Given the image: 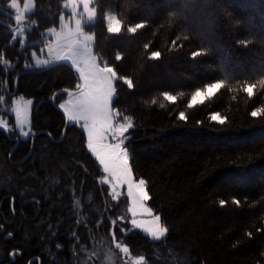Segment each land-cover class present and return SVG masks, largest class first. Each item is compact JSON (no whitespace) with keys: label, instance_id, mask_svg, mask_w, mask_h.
<instances>
[{"label":"trees","instance_id":"1","mask_svg":"<svg viewBox=\"0 0 264 264\" xmlns=\"http://www.w3.org/2000/svg\"><path fill=\"white\" fill-rule=\"evenodd\" d=\"M34 1L21 46L5 13L14 12L0 0V100L9 103L15 88L33 98L31 133L43 130L32 147L12 114L5 112L7 131L0 126V264H78L93 237L110 233L144 264H264V115H250L264 106V89L257 85L251 99L242 90L264 76V0H95L96 18L85 27L93 52L134 81L133 90L116 82L113 107L134 121L130 166L168 228L161 240L121 219L127 198H112L84 130L66 126L59 104L68 93L57 92L77 88V72L66 62L33 65L32 50L64 12V0ZM108 10L123 22L120 33L107 32ZM141 21L143 29L127 32ZM153 50L158 59L148 58ZM218 80L225 88L188 108L192 92Z\"/></svg>","mask_w":264,"mask_h":264},{"label":"snow or ice","instance_id":"2","mask_svg":"<svg viewBox=\"0 0 264 264\" xmlns=\"http://www.w3.org/2000/svg\"><path fill=\"white\" fill-rule=\"evenodd\" d=\"M76 2L84 6L85 13L80 19L75 20V30H68L60 34L56 33L54 29H50L49 32L53 36L59 37L56 45L58 51L53 54V49L49 47V58L43 60L35 59L36 53H32L35 67L40 68L42 65L48 66L66 61L79 74L81 83L76 86L78 91L68 93L73 98L59 104V109L63 110L66 124H75L87 134V148L99 160V164L103 166L104 173L108 174L111 178L113 191L117 187L126 189L130 205L127 211L133 217L130 221L131 226L146 232L153 240H161L166 236L168 229L161 222V217L154 215L153 210L146 206V202L150 200L149 192L146 190V181L143 178L137 181L130 166V156L126 147V140L129 131L134 127V121L130 117L124 116L123 122H118L120 113L112 106L117 93L116 82L120 81L123 85H126L128 90H133L135 87L134 81L128 76L119 75L114 66L106 63L102 64L94 57L91 47L93 36L87 34L81 25L85 19L90 20L94 18L97 9H90L92 0H76ZM10 7L17 10L18 14L14 19L17 23H21L23 14L20 12L17 0H10ZM27 8L28 4L26 3L25 11H27ZM73 15H75V12ZM61 19L63 20V16H61ZM104 19L108 33H120L123 30V22L117 16L112 15L109 17L106 15ZM145 26L146 24L143 21L129 24L127 32L135 34ZM13 39H16V34L13 35ZM20 43H24L22 36ZM172 43L175 45L177 41L173 40ZM143 48L148 50L150 45L145 43ZM60 51H64V54L61 55ZM200 53V51H193L190 55L197 56ZM160 56L161 52L159 50H153L150 51L148 58L158 59ZM122 59V54L117 52L115 60L119 62ZM257 85L264 89V76L255 83L244 82L242 90L249 99L256 95L258 91ZM225 86L226 82L224 80H218L204 85L203 88H197L191 94L187 105L188 108L204 104L221 89L225 88ZM163 97L171 103H175L177 100L175 95H170L167 91L163 92ZM32 104L33 101L29 100L27 101V105L17 107L15 110L17 125L21 128L28 118L26 113L30 111ZM178 115L180 120H187L185 112L181 111ZM250 115L253 118L264 115V106L254 108ZM211 119L218 121L221 125L225 123V118L221 117L218 113H212ZM31 134L35 135V133ZM29 135V132H21V136L23 137H28ZM112 198L114 200L117 199V195H113ZM232 202L236 205L240 204V201L236 198H233ZM226 203L223 199L219 201L222 207ZM138 215L150 218L137 220L136 217ZM115 223L114 221L113 224L115 225ZM257 231H260V229H257ZM248 235L251 237V233H248ZM115 247L124 253L129 252V248L122 246L119 242L115 243ZM11 255L15 257L16 253H12ZM140 259L144 260V257Z\"/></svg>","mask_w":264,"mask_h":264},{"label":"rangeland","instance_id":"3","mask_svg":"<svg viewBox=\"0 0 264 264\" xmlns=\"http://www.w3.org/2000/svg\"><path fill=\"white\" fill-rule=\"evenodd\" d=\"M26 3L28 4L27 11H25V4ZM17 4L19 6L20 12L23 15H22V21H21V23H19L20 25L16 29H14V34H16V39L18 37L21 38L22 33L26 27V23L24 21L25 16H26V14H28L34 10L35 1L31 0V2H29V0H17ZM7 6L14 12L15 16L18 14L16 9H13L10 7V0H7ZM63 7H64V12L60 15L58 26H53V27L46 29V35L49 38L46 40L44 45L41 46L40 51L37 52L35 50H32V53H36L35 59L43 60V59L49 58V55H48V48L49 47H51L53 49V54H55L56 51H58L56 45H57V40L59 39V37L53 36V34H51L49 32L50 29H54L56 33H60V34L66 32L68 30L74 31L75 27H76L75 20L80 19V17L85 13L84 6L82 4H78L76 2V0H64ZM91 8L96 9L95 0H92V3L90 5V9ZM74 12H75V15H73ZM106 15L109 17H111L112 15L116 16L115 12L112 10H108ZM61 16H63V20L61 19ZM95 18H96V16L90 20L85 19L81 25L82 29L85 32H87V34L93 36V42L91 44L92 50H93V44H94V34L86 29L85 24L93 22L95 20ZM16 39L12 38V42H14ZM21 46H24V43L21 44ZM60 54L63 55L64 51H60ZM93 54H94V57L99 62H101L102 64L106 63V61L102 57L95 54L94 52H93ZM32 60H33V57H32ZM33 65L35 66L34 60H33ZM41 67H44V66L42 65ZM72 98L73 97H71L67 94L65 96V98L61 101V103H64L66 100H69ZM29 100L33 101V98L27 97L22 93H16L14 95H11L9 103H5L6 96H3L0 100V110H1L0 111V125L6 126V127L8 125H10L9 114H12L13 118H14V123H13L12 127H13V129H15L18 132V134L21 138H27V137L21 136L22 131L29 132L30 134L32 132V128H31L32 106L30 108V111L26 113V116L28 118L26 119L25 124L22 128L17 125L15 110L17 107L27 105V101H29ZM5 112H8L9 114H7ZM29 121H30V123H29ZM118 122H123V117H121V115H120ZM86 139H87V134H86ZM86 144H87V142H86ZM90 153L95 157V155L91 151H90ZM98 162H99V160H98ZM100 166L103 170V166L102 165H100ZM106 178H107V183H109L111 188H112L111 178L108 176V174L104 173V180L105 181H106ZM134 178L137 181L139 180L136 177H134ZM112 194L117 195V196H125L127 198V201H128L126 189H124V188L117 187L114 191L112 188ZM129 206L130 205L128 203L126 211L124 212L121 219L124 221H127L131 226L130 221L133 217L127 211ZM146 206L150 208L148 202H146ZM153 214L159 215V214L155 213L154 211H153ZM149 218L150 217H148V216H139V215L136 217L137 220H144V219H149ZM164 226H166V225H164ZM134 229H136V228H134ZM138 230L142 231L141 229H138ZM142 232L145 233L146 235H148L146 232H144V231H142ZM116 242H118V241H116L113 238V235L111 233L109 235H99L97 237L96 236L93 237L90 247L88 249H81L80 250V257L78 259V264H144V261L140 259L142 256H135L130 252V250L128 253L122 252L120 249H117L115 247ZM120 244L122 246H127V245L122 244V243H120Z\"/></svg>","mask_w":264,"mask_h":264},{"label":"water","instance_id":"4","mask_svg":"<svg viewBox=\"0 0 264 264\" xmlns=\"http://www.w3.org/2000/svg\"><path fill=\"white\" fill-rule=\"evenodd\" d=\"M5 13L7 14V15H9V16H11V18H12V20L14 21V24H8L12 29H16L17 27H18V24L19 23H17L16 21H15V14L14 13H11V12H8V11H5ZM0 62L2 63V60L0 59ZM66 62V61H65ZM66 63H68V62H66ZM69 64V63H68ZM51 65H53V64H51ZM51 65H48V66H44V67H42V69L43 68H45V67H49V66H51ZM69 65H71V64H69ZM39 69H41V68H39ZM78 74V73H77ZM78 77H79V74H78ZM16 79H17V77H16ZM81 82V81H80ZM8 91V90H7ZM78 91V89L77 88H74V89H63V90H60L59 92H57V93H63V92H66V93H75V92H77ZM11 95H14V94H16L17 93V89L15 88L13 91H11V92H9ZM57 93H55L53 96H52V101H54V98H55V96H56V94ZM63 111V110H62ZM68 125V123L66 124V126ZM1 127H4V129L7 131V127L6 126H2V125H0ZM43 130H39V131H35V132H33V133H35V135H32V138H31V143H32V147H33V144H34V139H35V136L38 134V133H40V132H42ZM65 135V129H64V132H63V136Z\"/></svg>","mask_w":264,"mask_h":264}]
</instances>
